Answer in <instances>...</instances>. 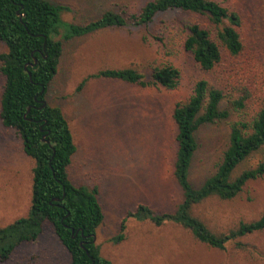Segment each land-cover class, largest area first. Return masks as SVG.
I'll return each mask as SVG.
<instances>
[{"label": "rangeland", "instance_id": "rangeland-1", "mask_svg": "<svg viewBox=\"0 0 264 264\" xmlns=\"http://www.w3.org/2000/svg\"><path fill=\"white\" fill-rule=\"evenodd\" d=\"M68 6L63 19L86 23L107 10L124 16L138 11L149 0H51ZM243 17V33L249 39L248 56L234 69L224 71L230 81L251 84L264 93V0H228ZM164 24L154 22L141 28H108L64 42L58 73L51 84L48 101L60 106L69 120L77 151L70 173L76 182L100 184L99 200L105 214L96 243L113 264H264V231L243 240L246 250L230 245L219 250L196 242L181 225L168 222L126 220V238L115 236L129 210L145 203L157 211L173 210L182 191L173 178L177 145L174 104L191 95L195 80L203 72L184 49L182 26L206 21L194 14H174ZM7 48L0 41V52ZM262 60H258V59ZM172 64L181 71L175 89L141 87L120 80L93 79L81 90L87 75L100 68L134 65L151 78L152 65ZM1 65V63H0ZM232 74V75H230ZM4 78L0 72V97ZM225 100L222 107H230ZM235 110L229 119L201 127L190 179L201 185L220 161L228 143L230 124L251 119L256 104ZM263 153L252 156L236 170L255 166ZM34 160L23 150L14 129L0 119V226L25 216L31 206ZM195 214L211 228L225 231L241 220H252L264 212V177L247 184L232 201L217 198L198 205ZM70 255L49 223L35 242L21 245L0 264H70Z\"/></svg>", "mask_w": 264, "mask_h": 264}, {"label": "trees", "instance_id": "trees-1", "mask_svg": "<svg viewBox=\"0 0 264 264\" xmlns=\"http://www.w3.org/2000/svg\"><path fill=\"white\" fill-rule=\"evenodd\" d=\"M68 6L51 0H0V72L4 78L0 97V119L14 129L23 142L25 154L34 160L32 201L28 213L0 226V261L9 260L25 243L35 242L49 223L70 255V264H113L96 243L105 214L99 200L100 184L76 182L70 167L77 151L70 123L63 109L48 101L49 90L61 63L64 42L108 28H141L160 25L174 14L189 13L203 18L183 24L184 49L203 72L191 95L175 102L172 118L177 145L173 178L182 199L173 210L157 211L145 203L129 210L119 232L110 240L126 238V220L150 221L157 226L168 222L181 225L193 239L211 248L226 250L230 245L247 249L243 238L264 231V212L252 220H241L225 231L211 228L194 212L207 200L232 201L247 184L264 177V93L251 84L232 82L224 71L236 68L249 57V39L243 33L242 14L228 0H149L138 11L124 16L107 10L86 23L63 19ZM169 22V21H168ZM37 59V62L35 60ZM258 60H262L261 58ZM27 66V68H26ZM151 78L138 67L100 68L83 78L78 90L93 79L120 80L141 87L175 89L182 74L172 64L150 66ZM232 75V74H230ZM243 110L256 104L251 119L231 122L228 143L214 171L199 186L190 179L201 127L227 120L230 107ZM263 153L253 167L235 175L252 156ZM59 198V200H55ZM84 243L85 247L82 246Z\"/></svg>", "mask_w": 264, "mask_h": 264}, {"label": "water", "instance_id": "water-1", "mask_svg": "<svg viewBox=\"0 0 264 264\" xmlns=\"http://www.w3.org/2000/svg\"><path fill=\"white\" fill-rule=\"evenodd\" d=\"M35 62H37V59L35 60ZM26 68H27V66H26ZM55 200H59V198H55ZM95 239H96V237H95ZM81 244L83 247H85L84 243H81Z\"/></svg>", "mask_w": 264, "mask_h": 264}, {"label": "flooded vegetation", "instance_id": "flooded-vegetation-1", "mask_svg": "<svg viewBox=\"0 0 264 264\" xmlns=\"http://www.w3.org/2000/svg\"><path fill=\"white\" fill-rule=\"evenodd\" d=\"M81 243H83V242H81Z\"/></svg>", "mask_w": 264, "mask_h": 264}]
</instances>
